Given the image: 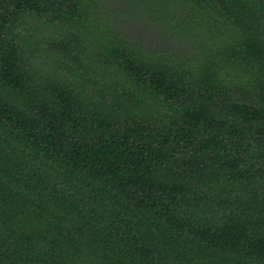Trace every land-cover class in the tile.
<instances>
[{
	"label": "trees",
	"instance_id": "obj_1",
	"mask_svg": "<svg viewBox=\"0 0 264 264\" xmlns=\"http://www.w3.org/2000/svg\"><path fill=\"white\" fill-rule=\"evenodd\" d=\"M0 0V264H264V0Z\"/></svg>",
	"mask_w": 264,
	"mask_h": 264
},
{
	"label": "rangeland",
	"instance_id": "obj_2",
	"mask_svg": "<svg viewBox=\"0 0 264 264\" xmlns=\"http://www.w3.org/2000/svg\"><path fill=\"white\" fill-rule=\"evenodd\" d=\"M97 18L106 33L136 43L140 47H172L176 42L137 7L134 0H101L95 2Z\"/></svg>",
	"mask_w": 264,
	"mask_h": 264
}]
</instances>
